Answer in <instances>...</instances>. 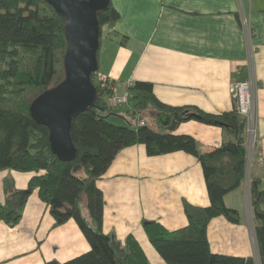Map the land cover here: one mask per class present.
Returning <instances> with one entry per match:
<instances>
[{"label":"crops","instance_id":"obj_1","mask_svg":"<svg viewBox=\"0 0 264 264\" xmlns=\"http://www.w3.org/2000/svg\"><path fill=\"white\" fill-rule=\"evenodd\" d=\"M119 14L102 27L98 71L123 92L128 81H146L164 103L192 105L208 113L237 108L229 84L253 78L256 143L240 186L226 193L224 204L239 213L238 223L224 216L207 226L213 252L257 254L249 183L264 189V0H110ZM113 122L136 124L145 117L156 130L189 134L204 153L232 136L219 126L198 120L166 128L134 109L133 101L112 106ZM148 119V120H147ZM246 134L244 132V147ZM35 171L0 170V204L6 188L25 191ZM104 210L102 231L124 246L133 236L149 264H166L144 230L149 221L168 230L187 224L183 201L207 206L209 199L200 163L182 150L148 155L144 144L122 148L97 181ZM49 207L37 189L28 192L17 224L0 220V264H44L65 261L90 248L71 218L54 226ZM258 256V255H257Z\"/></svg>","mask_w":264,"mask_h":264},{"label":"trees","instance_id":"obj_2","mask_svg":"<svg viewBox=\"0 0 264 264\" xmlns=\"http://www.w3.org/2000/svg\"><path fill=\"white\" fill-rule=\"evenodd\" d=\"M97 18L98 60L102 27L112 25L119 14L109 4L106 10L97 12ZM65 23L66 19L45 0H0V170L36 172L25 191L6 188L0 220L17 224L28 192L36 188L49 207L53 225L72 218L90 245L87 251L70 259H51L44 264H149L133 236H127L120 247L119 241L102 231L104 198L96 181L124 147L144 144L148 155L182 150L200 163L209 204L194 206L183 201L187 224L175 230L158 222H146L144 230L150 243L166 264H256L252 256L213 252L207 237V226L214 217L222 215L232 223L240 219L238 211L227 207L223 200L245 177V119L236 109L208 113L192 105L162 102L150 82L136 81L129 87L134 109L168 129L194 119L219 126L232 136L200 153L189 134L158 131L148 121L143 125L130 120L113 122L111 118L117 114L97 88L94 105L71 120L76 157L63 161L52 153L48 129L32 119L29 106L35 97L65 77ZM249 196L258 263L264 264V189L258 179L250 180Z\"/></svg>","mask_w":264,"mask_h":264},{"label":"water","instance_id":"obj_3","mask_svg":"<svg viewBox=\"0 0 264 264\" xmlns=\"http://www.w3.org/2000/svg\"><path fill=\"white\" fill-rule=\"evenodd\" d=\"M66 19L67 41L63 58L65 77L44 90L29 106L32 119L48 129L50 149L60 160L76 157L72 141V117L94 105L98 91L91 74L98 70L99 26L97 12L110 0H45Z\"/></svg>","mask_w":264,"mask_h":264},{"label":"built area","instance_id":"obj_4","mask_svg":"<svg viewBox=\"0 0 264 264\" xmlns=\"http://www.w3.org/2000/svg\"><path fill=\"white\" fill-rule=\"evenodd\" d=\"M94 83L97 85L111 106L121 105L127 103L132 99V92L129 87L134 85L133 81H128L125 85L123 92H118L114 81L106 74L101 71H96L94 76ZM253 78H249L239 82H232L229 84L230 94L236 98L237 108L236 110L245 119L244 132L246 134L245 150L247 155V162L250 161V152L256 143L255 133V109H254V98H253ZM146 123L145 117L137 119V125H143Z\"/></svg>","mask_w":264,"mask_h":264},{"label":"rangeland","instance_id":"obj_5","mask_svg":"<svg viewBox=\"0 0 264 264\" xmlns=\"http://www.w3.org/2000/svg\"><path fill=\"white\" fill-rule=\"evenodd\" d=\"M103 28H105L106 29V27L103 25ZM131 100H129L127 103H129ZM126 104V103H125ZM123 105V104H122ZM258 254H256V258H255V261H256V264H259L258 263V256H257Z\"/></svg>","mask_w":264,"mask_h":264}]
</instances>
